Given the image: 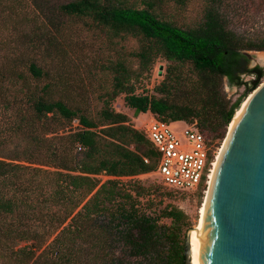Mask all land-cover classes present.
<instances>
[{
    "label": "trees",
    "instance_id": "trees-1",
    "mask_svg": "<svg viewBox=\"0 0 264 264\" xmlns=\"http://www.w3.org/2000/svg\"><path fill=\"white\" fill-rule=\"evenodd\" d=\"M29 1L36 31L51 44L77 17L114 38L136 36L140 46L129 56L138 66L129 57L111 61V88L94 117L74 98L53 94L48 66L0 40V264H185L188 216L171 203L154 207L153 194L176 192L137 177L156 170L159 152L113 102L124 94L136 116L151 112L222 137L242 101L228 98L225 79L246 95L264 78L249 54L264 51V15L242 29L236 8H263L264 0H205L201 14L184 22L168 11L171 0ZM24 2L0 0L2 26L15 25ZM158 57L169 61L164 79L155 94L137 93Z\"/></svg>",
    "mask_w": 264,
    "mask_h": 264
},
{
    "label": "rangeland",
    "instance_id": "rangeland-1",
    "mask_svg": "<svg viewBox=\"0 0 264 264\" xmlns=\"http://www.w3.org/2000/svg\"><path fill=\"white\" fill-rule=\"evenodd\" d=\"M204 1L187 0L185 6H180L175 0H171L168 11L181 22L185 20L191 21L201 14ZM226 1L235 2V6H237L245 0ZM23 5V8L17 7L20 16H14L16 26H12L14 24L12 21L9 25H4L5 27L0 23V26H2L0 29V40H3L2 45L9 51H22L28 58L38 60L40 63L48 66L51 77L55 79L53 94L55 96L63 95L74 98L75 103L96 117L103 106V99L101 97L111 88L112 84L113 76L108 65L111 64V61L129 57L132 59L133 67H137L138 60L129 55L139 48L140 42L138 38L131 34L125 37L114 38L106 30L94 27L91 21H84L75 17L69 19L58 30V39L51 44L43 34V31H36L40 25L34 22L38 10L36 11L34 9L29 0L24 2ZM240 7L242 6L236 8L237 14L242 17L239 19V23H245L246 21V27L240 26L242 29L250 28L254 15L256 17L264 15V7L259 9L251 7H248V9L242 7L241 9ZM39 20L42 21V19ZM40 27L45 31V26L41 25ZM46 32L52 37L54 30L46 29ZM39 36H42L41 41H39ZM32 43H35V48L31 47ZM249 54L251 55V66L260 65L264 67V51H251ZM168 65L169 61L163 57H158L150 72L143 74L137 81V93L155 94V86L164 79ZM244 77L247 81L254 78L252 75H244ZM224 90L228 98L232 101L241 97L242 101L240 105L252 93L250 92L244 95L246 90L245 86H230L226 79ZM124 96V94H120L114 100V109L129 115L132 123L136 127H143L152 117V114L149 113L142 116L139 114L136 116L134 110L126 105ZM139 116L140 118L137 119ZM76 125L73 123L72 128H75ZM171 126L177 133L181 134L183 129L187 127V123L184 121H175ZM229 126L224 131V135L219 138H216L215 133L208 132L209 138L221 148L228 135ZM70 128L68 127L67 130ZM98 177L102 181L109 178V176L104 174H100ZM137 177L142 179L146 185H152L153 188H158L162 185L160 177L155 171L144 173ZM206 196L207 193L202 190L187 194L168 193L167 196L161 199L155 193L153 197L155 199L158 198V204L154 207L158 209L171 203L187 214L191 227H194L199 223L200 210L205 202ZM162 222L170 224L171 220L165 218L162 219ZM102 264L108 263L105 262Z\"/></svg>",
    "mask_w": 264,
    "mask_h": 264
},
{
    "label": "water",
    "instance_id": "water-1",
    "mask_svg": "<svg viewBox=\"0 0 264 264\" xmlns=\"http://www.w3.org/2000/svg\"><path fill=\"white\" fill-rule=\"evenodd\" d=\"M247 98L228 131L199 229L186 232L185 264H193V230L198 264H264V81Z\"/></svg>",
    "mask_w": 264,
    "mask_h": 264
},
{
    "label": "built area",
    "instance_id": "built-area-1",
    "mask_svg": "<svg viewBox=\"0 0 264 264\" xmlns=\"http://www.w3.org/2000/svg\"><path fill=\"white\" fill-rule=\"evenodd\" d=\"M172 123L152 114L143 127H138L159 152L155 172L161 184L176 193L187 194L198 190L207 193L221 147L196 124L187 123L179 134L172 128ZM74 124H78V119L74 120Z\"/></svg>",
    "mask_w": 264,
    "mask_h": 264
},
{
    "label": "bare ground",
    "instance_id": "bare-ground-1",
    "mask_svg": "<svg viewBox=\"0 0 264 264\" xmlns=\"http://www.w3.org/2000/svg\"><path fill=\"white\" fill-rule=\"evenodd\" d=\"M248 98H246L242 104L240 105V107L236 110L235 112V115L234 117L232 118V121L230 123V126H229V130L232 129V126L234 125L235 123V120L237 119L239 113L241 112L243 106L245 105L246 101H247ZM224 145H225V142H224ZM224 145L222 146L221 150H220V153L218 155V159H217V162H216V166H215V170H214V173L212 174V178H211V181L213 179V176L215 174V171H216V168L218 166V163H219V160H220V157H221V153L223 151V148H224ZM211 184V182H210ZM209 190V189H208ZM208 190H207V194H208ZM207 198V196H206ZM206 198H205V201H206ZM204 205H205V202L203 203L202 207H201V210H200V219H201V215H202V212H203V208H204ZM200 222V220H199ZM199 226V223L197 225V228ZM199 229V228H198ZM199 248H200V240L197 236V231L196 230H193L192 232V259H193V264H198V255H199Z\"/></svg>",
    "mask_w": 264,
    "mask_h": 264
},
{
    "label": "crops",
    "instance_id": "crops-1",
    "mask_svg": "<svg viewBox=\"0 0 264 264\" xmlns=\"http://www.w3.org/2000/svg\"><path fill=\"white\" fill-rule=\"evenodd\" d=\"M149 113H151V112H147V113H141V114H140V116H142V115H144V114H149ZM140 116H139L137 119H139V118H140Z\"/></svg>",
    "mask_w": 264,
    "mask_h": 264
}]
</instances>
